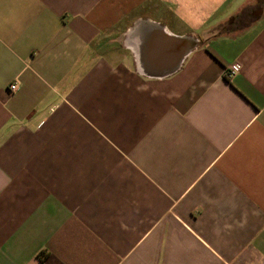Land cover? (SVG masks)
Returning a JSON list of instances; mask_svg holds the SVG:
<instances>
[{"label": "crops", "instance_id": "1", "mask_svg": "<svg viewBox=\"0 0 264 264\" xmlns=\"http://www.w3.org/2000/svg\"><path fill=\"white\" fill-rule=\"evenodd\" d=\"M0 264H264V0H0Z\"/></svg>", "mask_w": 264, "mask_h": 264}, {"label": "built area", "instance_id": "2", "mask_svg": "<svg viewBox=\"0 0 264 264\" xmlns=\"http://www.w3.org/2000/svg\"><path fill=\"white\" fill-rule=\"evenodd\" d=\"M239 68H240V65H239L238 63H233V64H231V65L228 67V74H231V73H234V72L238 71ZM8 88H9V91H10V92L15 91L16 88H17V82L12 81L11 83H9Z\"/></svg>", "mask_w": 264, "mask_h": 264}]
</instances>
